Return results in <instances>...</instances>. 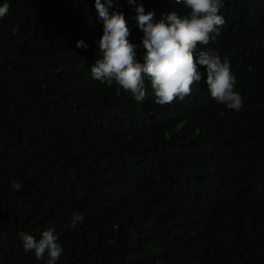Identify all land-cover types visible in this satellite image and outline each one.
Masks as SVG:
<instances>
[{"label":"trees","instance_id":"1","mask_svg":"<svg viewBox=\"0 0 264 264\" xmlns=\"http://www.w3.org/2000/svg\"><path fill=\"white\" fill-rule=\"evenodd\" d=\"M8 2L0 264H43L17 233L38 238L49 226L63 249L56 264H264V0H224L225 22L203 46L229 61L239 111L215 103L203 76L190 95L163 105L147 82L137 102L92 79L102 31L93 0ZM138 2L154 20L185 11L174 0ZM112 7L139 44L133 6ZM74 211L84 220L69 229Z\"/></svg>","mask_w":264,"mask_h":264},{"label":"clouds","instance_id":"2","mask_svg":"<svg viewBox=\"0 0 264 264\" xmlns=\"http://www.w3.org/2000/svg\"><path fill=\"white\" fill-rule=\"evenodd\" d=\"M174 2L182 5L183 14L170 11L154 20V13L145 12L138 0H127L133 6L132 19L142 32L139 44H135L127 39L130 33L124 14L113 9V0H93L102 31L95 40L98 58L89 65L91 78L106 87L115 84L137 102L144 101L148 94L147 82L155 103L163 105L190 95L192 86L198 85L203 76L209 97L215 103L239 111L243 99L235 90L236 77L229 61L222 60L215 49L203 47L215 39L225 22L220 11L224 0ZM9 7L8 0H0V18L7 14ZM75 47L86 49L88 45L77 40ZM138 48L143 50L142 62L136 58ZM11 187L19 191L22 186L14 179ZM83 220V214L74 211L67 227L75 229ZM17 236L22 250L32 252L43 264H56L62 254L55 226L44 228L38 238L25 231L18 232Z\"/></svg>","mask_w":264,"mask_h":264}]
</instances>
